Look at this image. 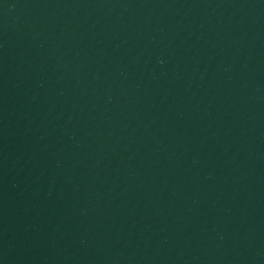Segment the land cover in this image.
I'll use <instances>...</instances> for the list:
<instances>
[{
	"label": "water",
	"instance_id": "1",
	"mask_svg": "<svg viewBox=\"0 0 264 264\" xmlns=\"http://www.w3.org/2000/svg\"><path fill=\"white\" fill-rule=\"evenodd\" d=\"M42 0H0V35Z\"/></svg>",
	"mask_w": 264,
	"mask_h": 264
}]
</instances>
